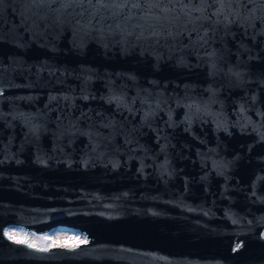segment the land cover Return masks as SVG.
Segmentation results:
<instances>
[{"label":"water","instance_id":"water-1","mask_svg":"<svg viewBox=\"0 0 264 264\" xmlns=\"http://www.w3.org/2000/svg\"><path fill=\"white\" fill-rule=\"evenodd\" d=\"M0 264H264V0H0Z\"/></svg>","mask_w":264,"mask_h":264},{"label":"rangeland","instance_id":"rangeland-1","mask_svg":"<svg viewBox=\"0 0 264 264\" xmlns=\"http://www.w3.org/2000/svg\"><path fill=\"white\" fill-rule=\"evenodd\" d=\"M5 232L13 233V238L17 240H24L29 244H34L36 246H47L49 244H63L71 245L76 243L78 240L73 239L74 237H79V232L73 229L57 227L47 232L46 237H35L29 232L33 230H25L22 227L7 226ZM82 239L83 236H80Z\"/></svg>","mask_w":264,"mask_h":264},{"label":"snow or ice","instance_id":"snow-or-ice-1","mask_svg":"<svg viewBox=\"0 0 264 264\" xmlns=\"http://www.w3.org/2000/svg\"><path fill=\"white\" fill-rule=\"evenodd\" d=\"M5 235H7L10 239L11 238H13V233H9V232H5ZM73 239H76V240H78L79 241V243H86L87 241H86V238L85 239H81V238H79V237H74ZM18 243H24L25 241H23V240H18L17 241ZM30 246H32V245H30ZM74 246H78V245H74Z\"/></svg>","mask_w":264,"mask_h":264},{"label":"bare ground","instance_id":"bare-ground-1","mask_svg":"<svg viewBox=\"0 0 264 264\" xmlns=\"http://www.w3.org/2000/svg\"><path fill=\"white\" fill-rule=\"evenodd\" d=\"M28 231V230H27ZM30 231V230H29ZM31 233L33 236H37V237H45L46 236V233L45 232H37V231H33V232H29ZM37 234H40V235H37ZM71 245H75V244H71Z\"/></svg>","mask_w":264,"mask_h":264},{"label":"built area","instance_id":"built-area-1","mask_svg":"<svg viewBox=\"0 0 264 264\" xmlns=\"http://www.w3.org/2000/svg\"><path fill=\"white\" fill-rule=\"evenodd\" d=\"M79 235H80V236H84V235H83V232H79ZM80 236H79V238H80ZM50 245H52V244H49V245H47V246H50ZM47 246L45 245V246H41V247H47Z\"/></svg>","mask_w":264,"mask_h":264},{"label":"flooded vegetation","instance_id":"flooded-vegetation-1","mask_svg":"<svg viewBox=\"0 0 264 264\" xmlns=\"http://www.w3.org/2000/svg\"><path fill=\"white\" fill-rule=\"evenodd\" d=\"M37 235H40V234H37Z\"/></svg>","mask_w":264,"mask_h":264}]
</instances>
